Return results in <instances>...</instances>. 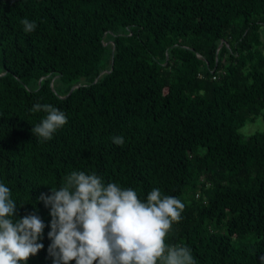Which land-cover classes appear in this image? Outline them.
<instances>
[{"label":"trees","instance_id":"16d2710c","mask_svg":"<svg viewBox=\"0 0 264 264\" xmlns=\"http://www.w3.org/2000/svg\"><path fill=\"white\" fill-rule=\"evenodd\" d=\"M36 103L67 116L51 140ZM257 116L264 0H0V182L46 225L27 264H52L38 197L72 171L180 199L166 243L196 264H264V130L239 132Z\"/></svg>","mask_w":264,"mask_h":264},{"label":"clouds","instance_id":"9594fccd","mask_svg":"<svg viewBox=\"0 0 264 264\" xmlns=\"http://www.w3.org/2000/svg\"><path fill=\"white\" fill-rule=\"evenodd\" d=\"M21 23L25 33L37 27L27 18ZM31 111L46 114L31 130L45 141L68 122L51 104L36 103ZM249 130L247 125L241 129L245 134ZM112 139L118 146L125 143L122 136ZM38 199L50 207L52 264H196L189 247L166 243L185 204L159 188L142 200L133 188L105 183L94 172L72 171L58 189L51 187L50 195L41 193ZM16 213L11 189L0 182V264H27L44 248V221L35 213L19 218Z\"/></svg>","mask_w":264,"mask_h":264},{"label":"rangeland","instance_id":"374dc122","mask_svg":"<svg viewBox=\"0 0 264 264\" xmlns=\"http://www.w3.org/2000/svg\"><path fill=\"white\" fill-rule=\"evenodd\" d=\"M250 126V130L248 134H245L244 132L241 131L245 126ZM251 128H255V131H262L264 130V121L262 120L261 116H257L254 120L246 122L240 129L239 132L243 137H247L251 133ZM254 131V132H255Z\"/></svg>","mask_w":264,"mask_h":264},{"label":"water","instance_id":"95a60500","mask_svg":"<svg viewBox=\"0 0 264 264\" xmlns=\"http://www.w3.org/2000/svg\"><path fill=\"white\" fill-rule=\"evenodd\" d=\"M75 86H78V85H75ZM75 86H73V87L70 89V91H71Z\"/></svg>","mask_w":264,"mask_h":264}]
</instances>
